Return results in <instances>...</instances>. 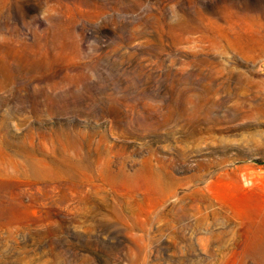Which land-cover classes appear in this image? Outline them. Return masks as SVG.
<instances>
[{"label": "rangeland", "instance_id": "obj_1", "mask_svg": "<svg viewBox=\"0 0 264 264\" xmlns=\"http://www.w3.org/2000/svg\"><path fill=\"white\" fill-rule=\"evenodd\" d=\"M263 69L264 0H0V264H264Z\"/></svg>", "mask_w": 264, "mask_h": 264}, {"label": "built area", "instance_id": "obj_2", "mask_svg": "<svg viewBox=\"0 0 264 264\" xmlns=\"http://www.w3.org/2000/svg\"><path fill=\"white\" fill-rule=\"evenodd\" d=\"M259 169L264 173V165L260 166Z\"/></svg>", "mask_w": 264, "mask_h": 264}, {"label": "bare ground", "instance_id": "obj_3", "mask_svg": "<svg viewBox=\"0 0 264 264\" xmlns=\"http://www.w3.org/2000/svg\"><path fill=\"white\" fill-rule=\"evenodd\" d=\"M261 250H264V247L260 248ZM263 252V251H262Z\"/></svg>", "mask_w": 264, "mask_h": 264}, {"label": "water", "instance_id": "obj_4", "mask_svg": "<svg viewBox=\"0 0 264 264\" xmlns=\"http://www.w3.org/2000/svg\"><path fill=\"white\" fill-rule=\"evenodd\" d=\"M263 71H264V69H263Z\"/></svg>", "mask_w": 264, "mask_h": 264}]
</instances>
